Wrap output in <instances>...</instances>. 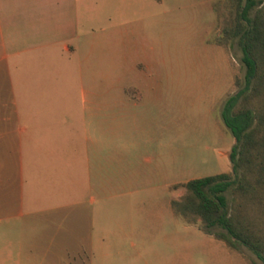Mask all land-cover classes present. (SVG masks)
<instances>
[{"label": "crops", "instance_id": "1", "mask_svg": "<svg viewBox=\"0 0 264 264\" xmlns=\"http://www.w3.org/2000/svg\"><path fill=\"white\" fill-rule=\"evenodd\" d=\"M86 1L0 0V264H151L167 241L148 180L119 176Z\"/></svg>", "mask_w": 264, "mask_h": 264}, {"label": "rangeland", "instance_id": "2", "mask_svg": "<svg viewBox=\"0 0 264 264\" xmlns=\"http://www.w3.org/2000/svg\"><path fill=\"white\" fill-rule=\"evenodd\" d=\"M213 1L87 0L82 12L81 32L95 35L102 98L116 116L119 155L131 159L119 162V176L148 180L150 231L167 237L151 264H264L249 246L231 247L208 233L199 217L188 223L175 216L169 203L189 178L234 171L229 152L237 142L221 111L244 85L245 67L237 37L214 40L223 17ZM225 194L264 236L263 205L231 189Z\"/></svg>", "mask_w": 264, "mask_h": 264}, {"label": "trees", "instance_id": "3", "mask_svg": "<svg viewBox=\"0 0 264 264\" xmlns=\"http://www.w3.org/2000/svg\"><path fill=\"white\" fill-rule=\"evenodd\" d=\"M220 6L227 12L219 13ZM212 9L223 17L222 33L215 42L237 37L245 67L244 85L226 99L221 111L224 124L237 139L231 154L234 171L189 178L183 184L185 192L170 203L184 221L199 217L215 238L231 247L241 242L264 261V236L250 226L239 207L228 205L225 194L231 189L233 195L262 204L264 211V0H216ZM215 225L222 230H211Z\"/></svg>", "mask_w": 264, "mask_h": 264}, {"label": "water", "instance_id": "4", "mask_svg": "<svg viewBox=\"0 0 264 264\" xmlns=\"http://www.w3.org/2000/svg\"><path fill=\"white\" fill-rule=\"evenodd\" d=\"M236 142H237V139H236ZM229 159L232 160L231 151L229 152ZM233 165H234V161L232 160V167H231V169H233Z\"/></svg>", "mask_w": 264, "mask_h": 264}]
</instances>
